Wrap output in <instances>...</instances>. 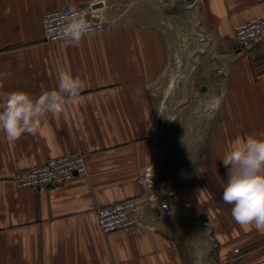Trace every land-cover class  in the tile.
<instances>
[{
	"label": "crops",
	"instance_id": "1",
	"mask_svg": "<svg viewBox=\"0 0 264 264\" xmlns=\"http://www.w3.org/2000/svg\"><path fill=\"white\" fill-rule=\"evenodd\" d=\"M97 2L108 31L78 46L45 40L43 11ZM256 14L264 15V0H0V92L39 97L63 73L84 82L37 134L10 143L0 131V264H264V234L237 224L222 200L226 151L264 133V40L241 50L232 36ZM176 28L198 42L189 84L207 57L225 69V110L196 135L198 147L176 144L195 138L174 131L177 117L160 136L153 132L164 105L156 84ZM75 151L84 153V177L42 190L11 181L16 170ZM150 164L173 212L152 220L145 211L150 228L103 233L96 208L141 193Z\"/></svg>",
	"mask_w": 264,
	"mask_h": 264
},
{
	"label": "clouds",
	"instance_id": "2",
	"mask_svg": "<svg viewBox=\"0 0 264 264\" xmlns=\"http://www.w3.org/2000/svg\"><path fill=\"white\" fill-rule=\"evenodd\" d=\"M61 38L78 46L91 34L92 25L83 14L66 17ZM84 87L79 77L70 73L59 76L58 87L39 97L25 91L0 92V131L8 142L14 143L23 134L35 135L42 119L59 117L68 99H74ZM220 97L214 98L213 110L220 107ZM227 170L222 200L231 205L234 221L264 234V133L238 139L222 158Z\"/></svg>",
	"mask_w": 264,
	"mask_h": 264
},
{
	"label": "built area",
	"instance_id": "3",
	"mask_svg": "<svg viewBox=\"0 0 264 264\" xmlns=\"http://www.w3.org/2000/svg\"><path fill=\"white\" fill-rule=\"evenodd\" d=\"M73 13L83 14L92 25L91 34L103 33L112 27V22L99 7H94L91 3H67L43 11L40 24L47 42L63 40L61 32L67 22L66 17ZM232 36L241 50L264 40V15L256 14L238 22L234 26ZM84 160V153L81 151L51 156L29 168L16 170L11 176V181L18 187L42 190L48 186L65 183L73 177L86 176L88 170ZM156 170L157 166L150 164L142 171L141 193L96 208L97 227L103 233L133 232L150 228V221L144 218L146 212H150L152 220L166 218L173 212L174 206L169 198H166L168 189L160 185L156 178ZM216 264L228 263L218 261Z\"/></svg>",
	"mask_w": 264,
	"mask_h": 264
},
{
	"label": "rangeland",
	"instance_id": "4",
	"mask_svg": "<svg viewBox=\"0 0 264 264\" xmlns=\"http://www.w3.org/2000/svg\"><path fill=\"white\" fill-rule=\"evenodd\" d=\"M173 39L174 43L169 44V51H167L168 62L156 84V92L164 105L153 132L155 137L158 133L160 136L162 131L170 129L172 119L177 117L178 121L174 131L179 135H194L195 138L181 137L178 138L176 144L198 147L199 140L196 135L208 134L209 129L222 117L225 110L227 98V89L224 84L225 69L224 67L221 69L222 65L216 64L213 58L207 57L208 62L201 63L202 65L198 63L203 72L189 84L188 77L193 67L189 51L198 46V42L194 37L187 38L177 28ZM199 87H202L203 91H199ZM215 97L221 99L218 110H213ZM186 101L189 105L181 108L180 105Z\"/></svg>",
	"mask_w": 264,
	"mask_h": 264
},
{
	"label": "water",
	"instance_id": "5",
	"mask_svg": "<svg viewBox=\"0 0 264 264\" xmlns=\"http://www.w3.org/2000/svg\"><path fill=\"white\" fill-rule=\"evenodd\" d=\"M100 5H101L100 3H97V4H96V5H94V6L96 7V6H100Z\"/></svg>",
	"mask_w": 264,
	"mask_h": 264
}]
</instances>
